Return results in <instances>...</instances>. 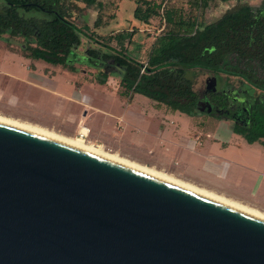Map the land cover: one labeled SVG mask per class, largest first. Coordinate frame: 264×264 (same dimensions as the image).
<instances>
[{"label":"water","instance_id":"95a60500","mask_svg":"<svg viewBox=\"0 0 264 264\" xmlns=\"http://www.w3.org/2000/svg\"><path fill=\"white\" fill-rule=\"evenodd\" d=\"M0 264H264V220L0 122Z\"/></svg>","mask_w":264,"mask_h":264},{"label":"rangeland","instance_id":"374dc122","mask_svg":"<svg viewBox=\"0 0 264 264\" xmlns=\"http://www.w3.org/2000/svg\"><path fill=\"white\" fill-rule=\"evenodd\" d=\"M66 1L71 19L82 31L81 43L75 49L82 55L90 47L103 49L100 42L110 41L108 38L113 36L111 33L132 32L130 42L127 43L126 39L124 46L133 58L144 63L155 36L161 32L160 28L164 24V20L159 17H153L148 25L134 21L132 11L138 0H99L101 7L87 6L78 0ZM193 1L163 0V5L164 8L178 9L185 18H195L199 24L214 21L240 2H246L253 8L261 7L264 3V0H208L203 8ZM96 18L98 20L95 22ZM87 34H91L93 39ZM21 40L9 34L0 36V57L4 60L8 56L4 65L9 72L6 76V69H0L1 116L38 124L72 137H80V125H85L90 128V132L84 139L102 146L108 152L118 153L136 162L139 161L132 157H144L147 164L155 163L168 170L191 174L209 188L226 194L231 192L247 201L252 199L264 207V148L261 145L246 147V142L241 139L243 146H233L234 149L229 151L230 156L225 153L221 155L219 146L212 147L207 154L215 155L217 162L208 166L204 163L203 155L193 156L170 147L165 139L170 140L174 135H168L170 137L165 139L156 137L152 126H157V120L151 118L149 113L145 117H136V114H142L140 101L147 104L150 99L137 95L132 105L126 102L118 94L121 90L118 74L109 75L102 86L95 78L97 69L86 63L74 61L72 64L76 70L69 71L41 60H27L22 54ZM110 44L118 47L115 40ZM261 74L264 76V71ZM206 77L208 73L198 71L194 76V88L202 89ZM239 81L238 77L229 76L226 86L235 89ZM79 101H88L90 105ZM204 111L197 108V120L203 123L214 120L212 117L215 116L211 117ZM228 125L231 127V122ZM165 146L169 150L165 151ZM160 154L167 159L165 162L158 163ZM242 156L245 157L244 161ZM179 178L184 181V178Z\"/></svg>","mask_w":264,"mask_h":264},{"label":"trees","instance_id":"16d2710c","mask_svg":"<svg viewBox=\"0 0 264 264\" xmlns=\"http://www.w3.org/2000/svg\"><path fill=\"white\" fill-rule=\"evenodd\" d=\"M78 1L102 6L99 0ZM207 1L193 2L204 8ZM164 7L163 0H138L132 11L133 18L147 25L153 17L164 20L144 63L124 46L132 32L111 33L110 41L100 42L103 49L90 47L84 55L78 54L82 31L71 19L66 0H0V36L20 37L22 54L28 59L69 71L76 70L74 61L86 63L97 69L99 84L116 73L122 96L141 94L189 115L197 111L203 89L207 98L227 106L231 100L227 77H238L232 101L244 122L233 123L231 129L248 143L264 145V3L253 8L240 2L214 21L199 24L176 8ZM113 40L117 48L110 44ZM198 71L208 73L200 90L194 88Z\"/></svg>","mask_w":264,"mask_h":264},{"label":"crops","instance_id":"0c3cea01","mask_svg":"<svg viewBox=\"0 0 264 264\" xmlns=\"http://www.w3.org/2000/svg\"><path fill=\"white\" fill-rule=\"evenodd\" d=\"M132 18H133V14H132ZM133 20L139 23H142L136 20L135 18H133ZM142 24L146 25L144 23ZM142 29L143 28H141V31ZM144 29H149V28H144ZM7 59H8V56L4 60L3 58L0 57V69H4V68L6 69L4 64L6 63ZM26 59L29 60L28 58ZM8 73L9 72L6 69L4 71V74L8 76ZM104 84H100V85L103 86ZM78 91H81V90H78ZM120 91H118V94L120 95V97L124 98L125 101L128 102L130 105L134 103L135 99L137 98V95H141V94L134 93L130 97H125L120 94ZM79 102L87 106L90 105L88 101L86 102L79 101ZM139 105L141 108L140 112L142 114L141 115L136 114V117H139V118H141L142 116L145 117L146 114L149 113V115H151V118L153 117L157 120V126H155V124H153L152 126L153 131L155 130L156 137L158 138L163 137L165 139V137L169 138L170 136L174 135L172 138L170 137V140L165 139L166 141H168L167 144L171 145L170 147H173L175 149L177 148V150L178 151L181 150V152H188L190 155H193V156L203 155L204 163L207 164L208 166H212L213 164L217 162L215 155L210 154V153L207 154L208 151L212 149V147L219 146V153L221 155H224L225 153L230 156L231 152L229 153V151L230 149H234L233 146H238V147L243 146L241 139H244V138L241 135L234 133L228 125L229 122L227 120H224L223 118L211 116L214 120H212L211 122L203 123L197 120L195 113L189 115V114L180 112L178 110H171L165 104L159 103L152 99H150L149 102H147V104H145V102L141 100ZM81 126L82 125H80V127ZM244 141L246 142V147H252V146L254 147L255 144L256 145L259 144L264 148V145H262L261 143L257 141L253 143H248L245 139ZM118 150L121 151L120 149ZM164 150L167 151L169 150V148L165 146ZM159 157L160 159H158L159 161L158 163L165 162V160H167L161 154ZM132 158H135V160H138L139 163L141 162L142 164H145L147 166L154 167L158 170H162L177 178H179L180 176L184 178V181L186 179L187 182L192 183L196 186L206 188L217 194L224 195L232 200L241 202L242 204L249 205L251 207L257 208L260 211L264 212V207L256 204L255 202H253L252 199H251L252 201L251 200L247 201V199H244L243 197H239L231 192H229V194H226L216 189L209 188L206 185H204V183H201L200 180L194 179V176L191 174L190 175L186 173L182 174L180 172H176L171 169L168 170L164 168L163 165L159 167V165H156L155 163L147 164L145 162L144 157H141V158L132 157ZM244 158H245L244 156L241 157L242 161H244ZM263 171H264V166H263ZM251 196L253 195L251 194Z\"/></svg>","mask_w":264,"mask_h":264},{"label":"bare ground","instance_id":"6f19581e","mask_svg":"<svg viewBox=\"0 0 264 264\" xmlns=\"http://www.w3.org/2000/svg\"><path fill=\"white\" fill-rule=\"evenodd\" d=\"M0 122L7 124V125H11V126H15L54 140H58L61 141L63 143H66L68 145H71L73 147L76 148H80L82 150H85L87 152L99 155L103 158L109 159L111 161L123 164L125 166L131 167L133 169H136L140 172L149 174L151 176H154L156 178H159L161 180L170 182L172 184H175L177 186H180L182 188L188 189L190 191H193L197 194H200L202 196H205L207 198L213 199L217 202L223 203L225 205H228L230 207H233L235 209H238L240 211H243L245 213H248L250 215H253L257 218L263 219L264 220V212L260 211L257 208L251 207L249 205L246 204H242L241 202L232 200L224 195L221 194H217L211 190H208L206 188L203 187H199L196 186L192 183H189L187 181H183L167 172H164L162 170H158L154 167H150L147 166L145 164L136 162L134 160H130L126 157L121 156L118 153H112V152H108L106 150H104V148H102V146L100 145H95L92 143H89L86 141V139H84L83 137H72V136H67V135H61L53 130H49L45 127H42L38 124H34V123H30V122H23V121H18L17 119H11V118H6L5 116H1L0 115ZM83 136L88 135L89 133V128L85 125H82L80 127V132ZM79 136V135H78Z\"/></svg>","mask_w":264,"mask_h":264},{"label":"flooded vegetation","instance_id":"af4514ba","mask_svg":"<svg viewBox=\"0 0 264 264\" xmlns=\"http://www.w3.org/2000/svg\"><path fill=\"white\" fill-rule=\"evenodd\" d=\"M206 89L200 90V95L198 98L199 100L208 102L211 105V111H204V112H208L211 116H215L218 118H223L224 120H227L228 122H231V127L233 125V123L238 122V123H243L244 119L242 118V114L240 112L236 111V108L233 104V101L235 98L232 95L233 93V89H229V94H230V102L228 103L227 106L223 107L220 106L217 102L207 98V93L205 92ZM230 127V128H231Z\"/></svg>","mask_w":264,"mask_h":264},{"label":"built area","instance_id":"2783aa9c","mask_svg":"<svg viewBox=\"0 0 264 264\" xmlns=\"http://www.w3.org/2000/svg\"><path fill=\"white\" fill-rule=\"evenodd\" d=\"M79 136H80V137H83V138L85 137V136H83L81 133H79Z\"/></svg>","mask_w":264,"mask_h":264}]
</instances>
